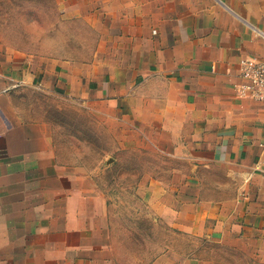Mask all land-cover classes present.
<instances>
[{
	"label": "crops",
	"instance_id": "1",
	"mask_svg": "<svg viewBox=\"0 0 264 264\" xmlns=\"http://www.w3.org/2000/svg\"><path fill=\"white\" fill-rule=\"evenodd\" d=\"M63 11L96 31L88 60L0 50V264H218L194 245L118 235L99 180L19 101L27 88L132 121L193 172H219L218 197L192 177L171 192L154 181L144 199L155 220L264 264V105L238 95L241 60L264 59V0H70Z\"/></svg>",
	"mask_w": 264,
	"mask_h": 264
},
{
	"label": "rangeland",
	"instance_id": "2",
	"mask_svg": "<svg viewBox=\"0 0 264 264\" xmlns=\"http://www.w3.org/2000/svg\"><path fill=\"white\" fill-rule=\"evenodd\" d=\"M68 1L0 0V50L39 61L88 60L96 46L97 33L85 17L63 11ZM18 99L34 117L51 121L68 161L81 165L83 174L99 180L114 211L118 235H130L135 246L146 241L148 246L161 244L166 249L171 245L187 254L193 253L194 245L195 254L204 253L218 264L250 263L249 258L236 257L234 249L220 244L218 237L189 236L165 219L155 220L154 209L144 199L154 181L164 182L171 192L182 189L184 186L176 185L192 177L205 184L201 186L203 196L218 197L220 189L212 184L220 181L219 172H193L194 163L186 155L174 153L170 141L160 144L159 140L146 138L134 122L101 116L92 104L60 92L27 88Z\"/></svg>",
	"mask_w": 264,
	"mask_h": 264
},
{
	"label": "built area",
	"instance_id": "3",
	"mask_svg": "<svg viewBox=\"0 0 264 264\" xmlns=\"http://www.w3.org/2000/svg\"><path fill=\"white\" fill-rule=\"evenodd\" d=\"M239 77L238 95L264 105V59L243 58Z\"/></svg>",
	"mask_w": 264,
	"mask_h": 264
}]
</instances>
